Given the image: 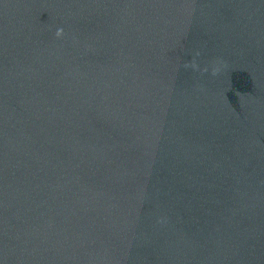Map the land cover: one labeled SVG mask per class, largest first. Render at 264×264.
Masks as SVG:
<instances>
[{
    "label": "clouds",
    "instance_id": "9594fccd",
    "mask_svg": "<svg viewBox=\"0 0 264 264\" xmlns=\"http://www.w3.org/2000/svg\"><path fill=\"white\" fill-rule=\"evenodd\" d=\"M61 32H62V30L58 31V32H57V35H60V34H61Z\"/></svg>",
    "mask_w": 264,
    "mask_h": 264
}]
</instances>
